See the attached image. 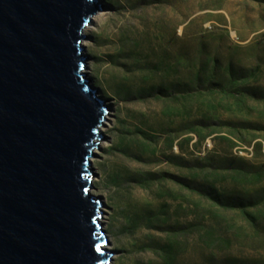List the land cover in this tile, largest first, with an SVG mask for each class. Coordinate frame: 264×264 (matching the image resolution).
<instances>
[{
	"label": "rangeland",
	"instance_id": "374dc122",
	"mask_svg": "<svg viewBox=\"0 0 264 264\" xmlns=\"http://www.w3.org/2000/svg\"><path fill=\"white\" fill-rule=\"evenodd\" d=\"M96 1L82 53L106 111L90 160L106 264H264V0Z\"/></svg>",
	"mask_w": 264,
	"mask_h": 264
},
{
	"label": "water",
	"instance_id": "95a60500",
	"mask_svg": "<svg viewBox=\"0 0 264 264\" xmlns=\"http://www.w3.org/2000/svg\"><path fill=\"white\" fill-rule=\"evenodd\" d=\"M96 0H0V264H106L91 157L104 102L84 69Z\"/></svg>",
	"mask_w": 264,
	"mask_h": 264
},
{
	"label": "bare ground",
	"instance_id": "6f19581e",
	"mask_svg": "<svg viewBox=\"0 0 264 264\" xmlns=\"http://www.w3.org/2000/svg\"><path fill=\"white\" fill-rule=\"evenodd\" d=\"M101 17H103V13H97L96 16L93 17V21L95 20H98L100 19ZM93 27H92V24H89L87 27L84 28L83 30V34L87 33V31H90L92 30ZM81 45L83 47H88L89 46V41L87 40H82L81 42ZM112 76L115 77L116 80H118L119 84L120 82L124 83V84H128L124 80H122L123 78H121V75H117L116 74H112ZM121 85V84H120ZM129 85V84H128ZM126 85V88L127 86ZM121 87V86H120ZM131 87V86H130ZM129 88V87H128ZM127 88V89H128ZM144 90V89H143ZM126 91V90H125ZM129 92V90L127 91ZM139 93V92H138ZM141 93V92H140ZM125 95V93H124ZM144 95V94H143ZM137 97V96H136ZM139 97V96H138ZM141 97V96H140ZM120 172L119 170H116V172H113V177H117L118 176V179H119V182L117 181V184H120L122 183L123 179H126L125 177V174H121L120 175ZM117 173V175H116ZM115 175V176H114ZM115 178H112V179H115ZM113 182V181H112ZM120 190H121V193H122V203H123V215H124V218L128 221H131L133 219H135L136 217L139 216V211L141 209H145L144 208V203L140 200L139 196L136 194V192L134 191V188L132 185H118ZM142 204H143V207H142ZM146 212V211H145ZM101 218V217H100ZM139 218V217H138ZM99 222L101 223V220L99 219ZM102 225V223H101ZM133 225V223H132ZM131 227V226H130ZM129 227V228H130ZM102 229V228H101ZM103 230V229H102ZM107 237V236H106ZM106 250L107 249H110V247L108 246L107 248H105Z\"/></svg>",
	"mask_w": 264,
	"mask_h": 264
}]
</instances>
